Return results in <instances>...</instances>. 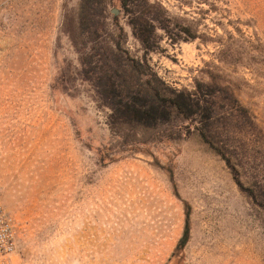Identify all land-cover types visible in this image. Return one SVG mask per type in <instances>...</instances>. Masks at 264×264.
<instances>
[{"label": "rangeland", "instance_id": "1", "mask_svg": "<svg viewBox=\"0 0 264 264\" xmlns=\"http://www.w3.org/2000/svg\"><path fill=\"white\" fill-rule=\"evenodd\" d=\"M150 1L195 37L175 43L159 31L146 58L158 77L191 93L217 85L249 111L252 128L222 116L220 138L258 204L191 125L111 128L79 73L80 0H0V199L19 225L21 264H264V0ZM108 3L119 15L118 0ZM120 24L124 47L143 60ZM145 144L173 161L180 199L153 157L126 154ZM106 152L120 160L103 167ZM182 200L193 214L178 250Z\"/></svg>", "mask_w": 264, "mask_h": 264}, {"label": "trees", "instance_id": "2", "mask_svg": "<svg viewBox=\"0 0 264 264\" xmlns=\"http://www.w3.org/2000/svg\"><path fill=\"white\" fill-rule=\"evenodd\" d=\"M119 15H110L108 0H80L77 17L79 42L72 41L80 54V76L95 89L99 104L109 109L111 128L122 130H156L173 124L191 130L199 139L216 153L236 176V182L247 195L258 204L253 191L244 189L237 171L226 155L224 141L221 140L222 116L226 120L235 119L236 126H254L249 111L245 109L234 94L221 87L208 84L198 85L196 92L169 87L147 64V56L160 49L159 31L175 43L189 41L195 37L191 30L182 24L173 25L166 8L159 2L150 0H118ZM124 17L132 30L134 38L142 47L143 60L132 58L125 45V33L120 24ZM80 48V49H79ZM219 89L223 95L220 103ZM217 99V101L214 100ZM169 135V134H167ZM169 136L164 141L171 142ZM155 146L147 145L141 149L131 147L127 155L142 153L154 158V165L164 170L173 183V192L181 198L174 184L173 161L155 155ZM162 150L159 149V153ZM126 155V156H127ZM103 167L120 160L112 159L110 153L100 154ZM165 162V164L162 162ZM185 209V229L178 250L188 246L191 239L192 207L182 200ZM262 204V203H261Z\"/></svg>", "mask_w": 264, "mask_h": 264}, {"label": "built area", "instance_id": "3", "mask_svg": "<svg viewBox=\"0 0 264 264\" xmlns=\"http://www.w3.org/2000/svg\"><path fill=\"white\" fill-rule=\"evenodd\" d=\"M19 225L0 199V264L18 262Z\"/></svg>", "mask_w": 264, "mask_h": 264}, {"label": "water", "instance_id": "4", "mask_svg": "<svg viewBox=\"0 0 264 264\" xmlns=\"http://www.w3.org/2000/svg\"><path fill=\"white\" fill-rule=\"evenodd\" d=\"M114 13L117 15L118 14V11L115 10Z\"/></svg>", "mask_w": 264, "mask_h": 264}]
</instances>
